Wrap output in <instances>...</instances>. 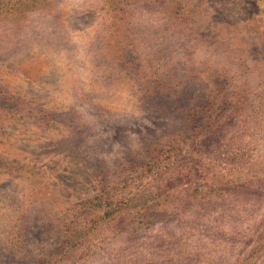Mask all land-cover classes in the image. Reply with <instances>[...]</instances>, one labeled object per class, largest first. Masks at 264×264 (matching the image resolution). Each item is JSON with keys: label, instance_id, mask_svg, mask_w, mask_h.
I'll use <instances>...</instances> for the list:
<instances>
[{"label": "rangeland", "instance_id": "1", "mask_svg": "<svg viewBox=\"0 0 264 264\" xmlns=\"http://www.w3.org/2000/svg\"><path fill=\"white\" fill-rule=\"evenodd\" d=\"M0 264H264V0H0Z\"/></svg>", "mask_w": 264, "mask_h": 264}]
</instances>
